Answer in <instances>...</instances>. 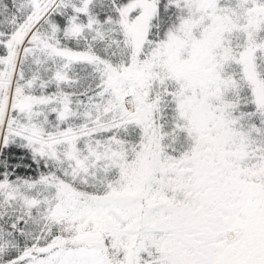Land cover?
Returning <instances> with one entry per match:
<instances>
[{
  "label": "snow or ice",
  "instance_id": "1",
  "mask_svg": "<svg viewBox=\"0 0 264 264\" xmlns=\"http://www.w3.org/2000/svg\"><path fill=\"white\" fill-rule=\"evenodd\" d=\"M0 264H264V0H0Z\"/></svg>",
  "mask_w": 264,
  "mask_h": 264
}]
</instances>
